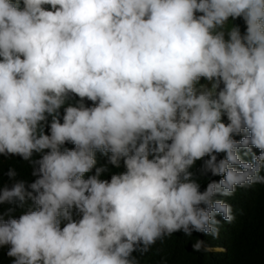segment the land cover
Listing matches in <instances>:
<instances>
[{
	"label": "clouds",
	"instance_id": "obj_1",
	"mask_svg": "<svg viewBox=\"0 0 264 264\" xmlns=\"http://www.w3.org/2000/svg\"><path fill=\"white\" fill-rule=\"evenodd\" d=\"M97 153L124 170L102 179ZM0 156L36 177L0 190L9 216L31 201L0 214L12 264H138L178 232L218 238L235 217L216 197L264 185V0H0ZM198 161L221 177L204 190Z\"/></svg>",
	"mask_w": 264,
	"mask_h": 264
},
{
	"label": "trees",
	"instance_id": "obj_2",
	"mask_svg": "<svg viewBox=\"0 0 264 264\" xmlns=\"http://www.w3.org/2000/svg\"><path fill=\"white\" fill-rule=\"evenodd\" d=\"M240 28H245L242 21L239 22ZM201 83H206L203 79ZM79 98L74 97L68 101L69 104H76ZM86 105L93 106L91 101H85ZM67 106V104L65 105ZM63 114V109H61ZM49 118V122H50ZM226 122V120H225ZM46 133L48 129H45ZM242 137H236L237 140ZM66 147L74 148V145L67 144ZM259 154L258 150L253 149ZM40 154H34V159H39ZM219 159L223 158L221 154ZM97 167H108V172L102 175V179H111L112 174L123 171L115 168L108 163L106 156L97 153ZM249 159L250 157H245ZM203 161H198L192 171L196 174L201 184V190L206 188L211 180L218 181L221 177H213L211 174L201 176L199 169ZM14 169L17 173L15 180L8 176L9 170ZM33 166L24 161L19 156L3 157L0 156V190L5 186L11 188L12 185L20 180L30 184L36 177L32 175ZM95 169L85 175H94ZM216 199H222L230 204L233 209L235 219L233 222H225L222 217L217 216L220 221L219 237L214 238L211 235L193 232L192 236H187L183 232L175 233L172 237H166L157 243L147 253L141 255L134 253L138 264H264V185L256 184L251 187L238 188L232 197L217 196ZM31 201L24 208H15V211L9 216V208L12 205H0V214L5 219L16 218L29 210ZM197 240L204 241V247L207 251H194L193 245ZM8 248L0 249V264H12L14 258L7 255Z\"/></svg>",
	"mask_w": 264,
	"mask_h": 264
},
{
	"label": "rangeland",
	"instance_id": "obj_3",
	"mask_svg": "<svg viewBox=\"0 0 264 264\" xmlns=\"http://www.w3.org/2000/svg\"><path fill=\"white\" fill-rule=\"evenodd\" d=\"M242 21V19H238V20H235V21H230V23H232L233 25H239V22ZM245 31V28H241V32L243 34V32ZM225 120H226V117H225Z\"/></svg>",
	"mask_w": 264,
	"mask_h": 264
}]
</instances>
